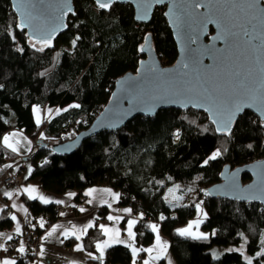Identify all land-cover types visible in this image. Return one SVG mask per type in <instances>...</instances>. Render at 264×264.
Returning <instances> with one entry per match:
<instances>
[{"label": "trees", "instance_id": "obj_1", "mask_svg": "<svg viewBox=\"0 0 264 264\" xmlns=\"http://www.w3.org/2000/svg\"><path fill=\"white\" fill-rule=\"evenodd\" d=\"M74 5L76 15L69 18L68 30L58 38L55 49L37 51L39 47L29 44L26 31L16 27L18 18L11 0H0V166L11 156L2 145L3 136L19 130L36 141L27 159L31 171L24 183L56 196L78 193L77 201L84 190L110 187L122 195L123 207L140 216L136 226L139 247L154 243L155 233L148 225L156 224L169 241L176 264H246L238 252L214 259L209 250L242 244L249 255L256 257L264 247L260 243L264 237V207L209 198L204 192L221 181L225 167L235 169L264 158V127L252 113L245 112L238 119L228 138L218 136L202 112L168 109L153 118L139 117L119 131L92 137L68 156L51 150L53 144L68 142L88 129L110 101L115 81L137 71L145 58L140 51L145 37L152 39L164 66L174 65L178 58L161 9L157 8L150 24L141 25L127 5L115 4L107 13L96 12L94 0H74ZM9 33L15 35V41ZM36 107L55 113L50 120L37 124ZM217 150L221 155L204 165ZM250 180L249 174L242 176L244 183ZM174 185L185 192V203L167 199V190ZM23 200L34 218L49 216L48 224L57 221L55 204L26 197ZM197 204L206 213L201 225V230L209 233L206 240L178 234L197 216ZM100 214L105 216L106 212L101 210ZM12 228L10 214L3 210L0 230ZM38 233L42 235L43 231L39 229ZM104 239L98 227L91 228L83 247L98 256L96 243ZM18 243H9L16 264H35L37 257L25 251L21 254ZM91 262L102 264L98 259ZM103 264H133L130 248L110 247ZM253 264H264V256L255 258Z\"/></svg>", "mask_w": 264, "mask_h": 264}, {"label": "water", "instance_id": "obj_2", "mask_svg": "<svg viewBox=\"0 0 264 264\" xmlns=\"http://www.w3.org/2000/svg\"><path fill=\"white\" fill-rule=\"evenodd\" d=\"M14 0H11L12 9L20 21L18 12L13 7ZM95 5L98 7L96 0ZM34 5L33 15L36 17L33 26L41 31L47 32L52 28L56 29L50 46L44 47L46 50H54L58 38L68 30V21L71 16L76 15L74 0H31ZM131 5L134 9V20L141 25H148L152 21L156 8L166 7L164 17L167 20L169 28L173 34L177 46L178 58L174 65L166 67L153 47V41L148 37L144 43L143 54L145 58L140 62L136 72H129L115 81L114 91L110 101L101 111L98 117L92 122L88 129L78 133L74 139L62 143L53 144L51 150L56 155L68 156L76 152L82 144L103 132L119 131L125 128L129 123L139 117L153 118L159 112L176 109L187 111L193 109L202 112L209 118V122L214 126L216 134L220 137H230L217 131V124L213 123L215 116L226 115V108L229 106V97L231 103L252 104L250 98L251 89L260 86L259 73L254 72L248 82V90L238 89L233 91L235 81L229 78L228 69L233 64L239 66L241 70L256 68L254 64L253 53L246 51L241 43L233 42L226 45L223 41H213L211 37L218 32L215 24H209L206 34L202 35L197 44L189 45L186 40L184 29H178L172 22L180 14V9L185 7L187 0H163L162 3H156V0H115L110 8L101 9L102 12H110L115 5ZM264 7V5H261ZM147 12L146 19H137ZM205 8L198 9V12L204 13ZM61 22L64 26H61ZM27 37L31 35V29L25 28ZM215 44L216 49L223 50L229 48L228 53L222 51H213L207 53L205 46ZM36 46L41 47L40 44ZM199 47L205 52L202 64H196V72L189 76H183L187 71L181 68L182 62L193 61V55L189 49ZM215 57V59L211 57ZM227 56L228 59L224 57ZM199 74L203 80L209 83L205 87L217 89L216 98L218 101L217 109L207 110L210 105L198 99L194 93H185L186 87L196 83V75ZM168 89L170 92L180 93L178 97L159 99L160 94ZM245 112H250L261 120L256 106L245 107L239 113L232 126V133L238 119ZM215 113V116H214ZM249 174L251 180L248 183L242 181V176ZM220 182L205 190L206 197L214 199H229L240 203H257L264 207V158L254 161L250 164L232 169L227 166L220 175Z\"/></svg>", "mask_w": 264, "mask_h": 264}, {"label": "snow or ice", "instance_id": "obj_3", "mask_svg": "<svg viewBox=\"0 0 264 264\" xmlns=\"http://www.w3.org/2000/svg\"><path fill=\"white\" fill-rule=\"evenodd\" d=\"M115 0H96V3L100 9H107L111 7V4L114 3ZM163 0H156V3H162ZM261 5H264V0H187V4L185 7H182L179 11L180 14L176 16L173 19V23L176 25L178 29L183 28L184 33L186 36L187 43L189 45L197 44L200 37L202 35L206 34V30L209 24H215L216 28L218 29V32L215 36L211 37V39L215 41H223L226 45H230L233 42H239L243 46V48L246 51H250L253 53L254 57V64L256 65V68H249L247 70H241V68L235 64L232 65L228 69V75L229 78L234 80V86L233 91L235 92L238 89H244L248 90V82L253 76L254 72L259 73V83L260 86L256 89H251V96L253 103L252 104H246V103H235L234 105L231 103V97H229V106L226 108V115L223 116H214L213 123L217 124V131L222 132L226 135L232 134V126L235 122L236 116L243 111L245 107H252L256 106L257 111L260 114L261 120H260V126L264 127V7ZM14 9L18 12L20 16V21L16 25V27L20 31H24V29L30 28L31 29V35L28 37L29 44L36 48L37 44H40L41 47L37 48V51H43L44 47L50 46L51 41L54 37V34L56 32L55 28H52L51 30L47 32L41 31L38 27L33 26V21L36 19V17L33 15L32 9L34 8V5L31 4V0H14L13 2ZM205 8L207 11L204 13L198 12V9ZM147 18V12L145 11V14L143 16H138L137 19H146ZM61 26H64L61 22ZM9 35L12 36L13 40L15 41V35L13 33H9ZM79 39L77 37L72 41L73 47L76 45V40ZM148 37H145V40L147 41ZM20 52H23V48L17 49ZM140 51H144V48L141 47ZM190 53L193 55V61L190 62H182L181 68L185 69L187 71H184L182 73L183 76H189L190 73L196 72V64H202L203 63V57L205 55V52H202L199 47L195 49H189ZM205 51L207 53H212L213 51H222L224 53L229 52V48L226 47L223 50L216 49L215 44L211 46H205ZM215 59V57H211ZM225 59H228L227 56L224 57ZM143 63V62H141ZM208 80H203L200 77L199 74L196 75V83L192 86L186 87L184 89L185 93H194L195 96L210 105V107L207 109L209 111H214V109H217V98H216V92L217 89L205 87L206 84H208ZM2 87V86H0ZM180 93L177 92H170L168 89H165L159 96V99H165L170 97H178ZM72 107H79V105H72ZM66 110V109H65ZM35 111V109H34ZM59 111V110H58ZM256 121H253L255 123ZM37 124H39V120H37ZM177 139L179 138V133L175 134ZM13 137L16 136L15 133L12 134ZM44 136L41 134V139H43ZM10 137L4 136L3 137V143L5 146L10 147L13 152L17 151L15 147L12 146V144L9 143ZM251 147V145H249ZM221 155V152L219 150L215 151L211 156L208 157L204 161V165H207L209 160H216ZM45 164L48 163L46 160L44 162ZM29 170V174H30ZM191 190V189H190ZM25 193L28 194L29 199H39L42 203H50L48 198L40 195L37 197L36 195H33V193L37 192V189L35 187L29 186L23 189ZM95 189H91L84 193L85 196H92L95 192ZM105 192L110 195L113 200L119 199L118 193H112L111 190L105 189ZM171 191V190H170ZM6 196L11 199L12 193L7 192L5 193ZM69 197L74 196V193H69ZM57 204L63 203V201H54ZM89 203H91V200H89ZM111 207V204L108 205ZM12 207H17L15 203H13ZM20 208H23V205L20 206ZM196 208L198 211H202L200 209V205L197 204ZM25 213H27V209H23ZM2 211V209H0ZM81 212L85 211V209L81 208ZM126 213H130L131 209H124L123 210ZM61 215H64V213H61ZM206 217V213L204 214ZM143 214H141L142 218ZM12 220H16L15 216L11 217ZM109 221H119L120 217H113L109 215L107 217ZM161 220L165 219V217L161 216ZM201 221H196L195 224L198 227L199 223ZM43 220L40 221L41 227H43ZM137 221L135 219H131L127 221V230L126 235L128 237V240H122L120 239V232L118 229H110L105 227L104 225H100L101 232L108 236V240H105L103 242H97L96 243V249L99 253V256H95L92 253H88V255L92 259H98L102 262L105 257V250L113 243L116 244H123L126 247H129L131 249L132 257H133V264H136L135 258L141 251L146 252L148 254L149 259H145L143 261V264H150L152 260H159L163 256L166 255L168 245L166 242H162L159 236V229L156 224L148 225V227L151 228L152 232L156 233V243L149 248H141L138 249L134 246L132 241L135 240V232H133V228L136 225ZM94 225L90 222L85 225L83 232H86L88 228L93 227ZM58 227V226H57ZM57 227H53L49 235L56 232ZM193 223L190 222L187 228L179 229L178 234L181 236H190L192 239H203L206 240L208 237L207 235L203 233H196L192 231ZM111 233V235H109ZM16 234H21V228L19 223L16 224ZM214 234V233H213ZM68 233H65V236L67 237ZM0 237H3V234L0 233ZM81 237L76 236V239L79 240ZM7 240H11L12 236L9 235L6 237ZM247 241H245L246 243ZM261 245H264V237L261 238L260 241ZM244 246L241 245V248ZM3 246L0 245V249H2ZM6 251V249H3ZM77 250H83L82 246L78 245ZM18 251L23 254L25 251L23 243H21ZM229 251H234V249H229ZM155 253V255H153ZM43 254V250H41V255ZM216 255L215 253L213 254ZM256 256H264V247L261 248L259 252L256 253ZM246 264H252V258L245 257ZM0 264H16L15 260L10 259H4L0 260ZM169 264L171 262L169 261Z\"/></svg>", "mask_w": 264, "mask_h": 264}, {"label": "crops", "instance_id": "obj_4", "mask_svg": "<svg viewBox=\"0 0 264 264\" xmlns=\"http://www.w3.org/2000/svg\"><path fill=\"white\" fill-rule=\"evenodd\" d=\"M43 110H46V109H43ZM44 116H47L46 112ZM40 118L42 119L41 121L42 123L45 119L43 116ZM13 133L16 134L15 137L12 136ZM4 136H9L10 137L9 143L12 144V146L17 149V151L13 152L10 147L5 146V144L3 143V138H2V145L7 151L18 153V154L19 153L27 154V151L30 149V138L25 133L19 130H13ZM15 166H17V164H15ZM28 173H29V164L27 163V171H25V173H23L22 175L24 180L26 176L28 175ZM1 176H2V169L0 167V179H1ZM29 186L35 187L37 189V192L33 193V195H36L37 197L42 195L48 198L50 201H52L50 203H47L46 205L55 204L56 206H64V205L76 204L79 202V200L78 201L76 200V198L78 197V193H74L75 195L72 197H69V195L56 196V195L50 194L42 190L41 188L35 185L27 184V183H24L23 185H20L17 187L0 188V209H2V211L8 210L10 217L12 216L16 217L15 221L12 220L13 228L11 230H0V233L3 234V237H0V245L3 246V248L0 249V260L10 259V260L16 261V254L10 252V249H9V245H10L9 243L11 240H7L6 237L11 235L13 232H16L17 223H19L20 228L22 229L25 218L31 215L29 208L27 207V205L25 204L23 200V197H26L27 199H29L28 194L23 191L24 188L29 187ZM91 189L96 190L93 193V195L85 196L84 193ZM105 189L111 190L112 193H118L119 199L113 200V198L110 195H108L107 192L104 191ZM7 192L12 193L11 199H9V197L5 195V193ZM121 197L122 195L118 191H115L110 187L98 186V187L89 188L82 192V199L85 201V204H84L85 206H80V204H78L79 205L78 212L75 215L70 212L64 213V215H61L59 219L52 224H48V218L45 216L38 218V223L43 233H42L41 241H40L38 259L36 260L35 264H92L91 261L95 259H92L88 255V252H86V250L83 247L82 241L86 237L88 231L91 228L98 227L100 229V225H104L105 227L110 228V229H113V228L118 229L120 232V239L127 241L128 240V237L126 235L127 221L131 219H135L138 223V221L140 220V217L134 214L132 210L130 213H126L123 211L124 209H130V208L123 207L121 205ZM30 200H33V199H30ZM35 200L40 201L38 198ZM89 200H91V203H89ZM54 201H63V203L57 204ZM13 203H15L17 207L15 208L12 207ZM109 204H111V207L108 206ZM21 205H23V208H20ZM81 208L85 209V211L81 212L80 211ZM23 209H27V213H25ZM101 210H104L106 212L105 216H101L100 214ZM2 211H0V214ZM109 215L113 217H120V219L119 221H109L107 219ZM204 219H205V215L200 218L201 222L199 223L198 227L195 224L196 222L195 218L190 222L193 223L194 229L201 230V225ZM41 220H43L44 222L43 227H41V224H40ZM90 222L94 226L91 228H88L87 231L83 232L82 234V230L84 229L85 225ZM137 223L133 228V232H135V234H136ZM157 226L159 229L160 239L162 242L167 243L168 248H167V252L165 256H163L159 260H152L150 264H168V258L171 256L170 255V243H168V240H166L161 234L160 226L159 225ZM53 227H57V230L56 232L49 235ZM65 233H68L67 237L65 236ZM109 235H111V233ZM76 236H80L81 238L77 240ZM185 237H188V236H185ZM108 238L109 237L105 235V239L103 241L108 240ZM21 243L22 242L19 241L18 243L19 247ZM131 243H133L134 246L138 249L152 247L156 243V233H155L154 243L148 247H139L136 242V235H135V240L132 241ZM78 245L82 246L83 250H77ZM117 245L125 246L123 244L113 243L111 247L117 246ZM109 248L105 250V256ZM3 249H6V251ZM41 250H43L42 255H41ZM142 254H144V257L142 258L143 260H140V257ZM153 255H155V253H153ZM98 256H99V253H98ZM145 259H149L148 254L146 252L141 251L139 255H137L135 258L136 264H143V261Z\"/></svg>", "mask_w": 264, "mask_h": 264}, {"label": "built area", "instance_id": "obj_5", "mask_svg": "<svg viewBox=\"0 0 264 264\" xmlns=\"http://www.w3.org/2000/svg\"><path fill=\"white\" fill-rule=\"evenodd\" d=\"M95 11L98 13L102 12L101 9L96 5H95ZM100 113L101 112H99V114ZM97 117L98 115L95 116V119ZM31 142L34 143V141ZM35 144H33L34 147ZM32 151H29L26 155L23 156L22 154L18 155L17 153L11 152V156L7 157L4 164L0 166L2 169L0 188L17 187L24 184V179L21 175V172L27 171V159ZM20 162H22V164ZM15 164H17V166H15ZM78 206L79 205H77V207L75 206L69 208L57 206L55 213L57 214L58 218L61 215V213H66L68 211L77 213ZM47 217L49 218V216ZM39 229H40V225L38 223V219L34 218L32 215H29L28 217L25 218L23 222V228L21 229V234L17 235L16 232H13L11 234L12 236L11 241L13 242L21 241L24 244L26 255H34L35 257H38L40 240H41V235L38 233Z\"/></svg>", "mask_w": 264, "mask_h": 264}, {"label": "rangeland", "instance_id": "obj_6", "mask_svg": "<svg viewBox=\"0 0 264 264\" xmlns=\"http://www.w3.org/2000/svg\"><path fill=\"white\" fill-rule=\"evenodd\" d=\"M46 110H42L41 108H39V107H36L35 108V116H36V118H37V120H39V123H41V121H42V119L40 118V117H44V121H48V120H50L51 119V117L54 115V113H55V110H52V109H50V108H45ZM45 112L47 113V116H44L45 115ZM31 141H34V143H32ZM36 143V141L35 140H31L30 139V149L27 151V153L29 152V151H32V149H33V147H34V145L33 144H35ZM18 154V153H17ZM18 155H21L20 153L18 154ZM23 155H26V154H22V156ZM21 164H22V162H20ZM25 173V172H24ZM22 175V174H21ZM24 179V178H23ZM171 190V191H170ZM185 193V192H184ZM184 193H182L181 191H180V188L179 187H175V186H172V188H170L169 190H167V194H166V196H167V199L170 201V202H173V203H175V204H183V203H185L186 202V200H187V196L184 194ZM176 199H178V200H176ZM78 204H81L80 206H85L84 204H85V201L82 199V198H80V200H79V202L78 203H76V204H72V205H64V206H62V207H65V208H69V207H77V205ZM201 209V208H200ZM202 210V209H201ZM69 212V211H68ZM67 213V212H66ZM70 213H72V214H76V213H73V212H70ZM204 212H202V211H198V214H197V216L195 217V221H200V218L202 217V216H204V214H203ZM61 216V215H60ZM59 216V217H60ZM137 216H139V215H137ZM140 217V216H139ZM59 219V218H58ZM57 219V220H58ZM189 225V224H188ZM188 225L187 226H185L184 228H187L188 227ZM184 228H182V229H184ZM192 231L193 232H196V233H203V234H205V235H207V237L209 236V233H205V232H202L201 230H197V229H194V228H192ZM214 235H215V233H214ZM42 236V235H41ZM188 237H190V236H188ZM41 241V240H40ZM168 243H169V241H168ZM242 245V244H241ZM241 245H239V246H228V247H222V248H219V247H213V248H211L210 250H209V252L211 253V255H212V257L214 258V259H219L223 254H225V253H230V252H238V253H240V254H242V256H243V258H244V260H245V257H249V258H252V264L254 263V261H255V258H258V257H260V256H251V255H249L247 252H246V248H245V246L243 247V248H241ZM229 249H234V251H229ZM216 254L215 256L213 255V254ZM144 257V255L142 254L141 255V257H140V260H143L142 258ZM37 259H38V257H37ZM169 261L171 262V264H176V262L174 261V259L170 256L169 258H168V264H169ZM246 261V260H245Z\"/></svg>", "mask_w": 264, "mask_h": 264}, {"label": "flooded vegetation", "instance_id": "obj_7", "mask_svg": "<svg viewBox=\"0 0 264 264\" xmlns=\"http://www.w3.org/2000/svg\"><path fill=\"white\" fill-rule=\"evenodd\" d=\"M127 6H129L133 11H134V9H133V7L131 6V5H127ZM159 9H161V11L163 12V14H164V12H165V10H166V7H161V8H159ZM156 10H157V8H156ZM155 10V11H156ZM155 13V12H154Z\"/></svg>", "mask_w": 264, "mask_h": 264}]
</instances>
